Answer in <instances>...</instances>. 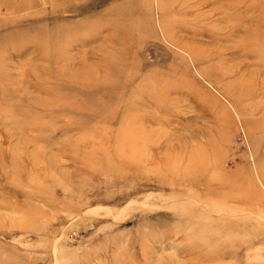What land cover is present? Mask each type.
Here are the masks:
<instances>
[{"label": "rangeland", "instance_id": "obj_1", "mask_svg": "<svg viewBox=\"0 0 264 264\" xmlns=\"http://www.w3.org/2000/svg\"><path fill=\"white\" fill-rule=\"evenodd\" d=\"M0 264H264V0H0Z\"/></svg>", "mask_w": 264, "mask_h": 264}, {"label": "bare ground", "instance_id": "obj_2", "mask_svg": "<svg viewBox=\"0 0 264 264\" xmlns=\"http://www.w3.org/2000/svg\"><path fill=\"white\" fill-rule=\"evenodd\" d=\"M89 68H90V67H89ZM89 68H83V73H84V72L89 73V72H90V69H91V68H90V69H89Z\"/></svg>", "mask_w": 264, "mask_h": 264}, {"label": "built area", "instance_id": "obj_3", "mask_svg": "<svg viewBox=\"0 0 264 264\" xmlns=\"http://www.w3.org/2000/svg\"><path fill=\"white\" fill-rule=\"evenodd\" d=\"M237 140H238L239 142H242V139H241L240 137H238Z\"/></svg>", "mask_w": 264, "mask_h": 264}]
</instances>
